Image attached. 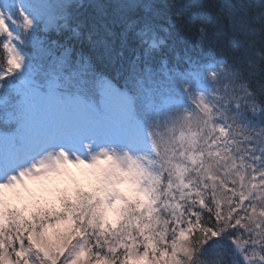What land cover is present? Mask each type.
Wrapping results in <instances>:
<instances>
[{
	"label": "snow or ice",
	"instance_id": "obj_1",
	"mask_svg": "<svg viewBox=\"0 0 264 264\" xmlns=\"http://www.w3.org/2000/svg\"><path fill=\"white\" fill-rule=\"evenodd\" d=\"M81 6L0 0V264H264V0Z\"/></svg>",
	"mask_w": 264,
	"mask_h": 264
},
{
	"label": "trees",
	"instance_id": "obj_2",
	"mask_svg": "<svg viewBox=\"0 0 264 264\" xmlns=\"http://www.w3.org/2000/svg\"><path fill=\"white\" fill-rule=\"evenodd\" d=\"M77 3L81 4L82 6L76 10V14L80 18H85L91 16V13L93 9L90 7V5L93 3V0H76ZM187 0H180L181 4L186 3ZM204 3L207 4H216L220 2L228 3V4H236L237 0H203ZM256 4L261 3V0H254ZM159 3L161 4V7L158 10L157 13V22L161 25L168 27L171 26V32H172V38L169 41V47L165 49L163 55H171L173 49L181 48V47H191L193 44L199 43V37L198 34L195 32V30H189V25L192 23V21H185L184 24H180L175 20V16L173 15V11L167 9L164 7L165 0H159ZM206 22L208 23L209 27L211 29L219 28L223 23H226L225 17L222 13H219V9L217 8H204L201 10V15L199 18L196 19L194 22L196 25H199L200 23ZM257 32L259 33V28H257ZM55 39L64 40V37H55ZM117 44L119 42L117 41ZM77 50H80L81 45L77 44L75 45ZM140 48H138L134 43L130 44L125 49V56L128 59L133 58L137 54L140 53ZM101 67H106L105 65L101 64Z\"/></svg>",
	"mask_w": 264,
	"mask_h": 264
},
{
	"label": "rangeland",
	"instance_id": "obj_3",
	"mask_svg": "<svg viewBox=\"0 0 264 264\" xmlns=\"http://www.w3.org/2000/svg\"><path fill=\"white\" fill-rule=\"evenodd\" d=\"M71 171H72L75 175H77V176L79 177V172H78L77 169H71Z\"/></svg>",
	"mask_w": 264,
	"mask_h": 264
}]
</instances>
